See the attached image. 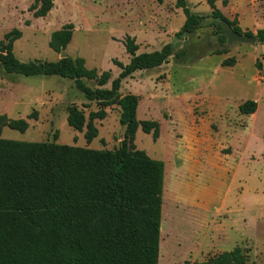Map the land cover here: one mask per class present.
Returning <instances> with one entry per match:
<instances>
[{
    "label": "rangeland",
    "instance_id": "374dc122",
    "mask_svg": "<svg viewBox=\"0 0 264 264\" xmlns=\"http://www.w3.org/2000/svg\"><path fill=\"white\" fill-rule=\"evenodd\" d=\"M33 1L0 0V41L14 29L21 31L13 53L22 62L59 60L48 47L50 35L72 23L67 55L83 58L98 75L109 71L105 88L110 89L120 72L113 61L126 65L130 60L123 46L127 35L139 45L137 54L166 44L173 47L167 63L136 71L123 80L118 92L138 97V120L160 124L157 140L138 128L134 141L138 150L165 165L158 263L199 264L241 247L246 264H263L264 44L220 46L216 25L205 22L211 16L205 0H186L203 21L193 34L180 38L175 34L185 16L175 0H54L43 18H34L29 11ZM216 5L243 31L264 28V0H219ZM180 51L184 54L177 58ZM231 59L233 63L225 64ZM84 83L98 88L96 81ZM246 100L257 103L254 114L239 113L238 106ZM72 104L86 117L99 108L71 80L6 74L0 65V115L24 119L29 125L24 133L4 127L0 138L98 151L120 146L124 127L119 107L105 108L106 118L94 122L98 136L87 143L86 127L77 131L67 124L66 110ZM33 113L36 119H28ZM205 155L228 171L206 172Z\"/></svg>",
    "mask_w": 264,
    "mask_h": 264
},
{
    "label": "trees",
    "instance_id": "16d2710c",
    "mask_svg": "<svg viewBox=\"0 0 264 264\" xmlns=\"http://www.w3.org/2000/svg\"><path fill=\"white\" fill-rule=\"evenodd\" d=\"M218 1L205 0L213 18L209 25H216L220 46L227 40L216 21H225L240 35L255 37L257 44H264V28L255 33L243 31L235 19L229 20L216 7ZM175 5L185 16L175 37L193 34L203 18L191 11L186 0H175ZM53 6L54 0H34L29 11L34 18H43ZM73 32L72 23L63 25L51 33L48 47L60 55L70 44ZM21 36V31L14 29L0 41V65L6 74L57 76L73 81L88 102L99 106L87 117L74 104L66 110L71 128L82 131L86 127L87 143L98 136L94 122L104 120L105 108L111 106L119 107L124 134L118 148L101 151L0 138V264H159L165 165L138 150L134 141L138 128L157 140L160 124L138 120V97L120 96L118 92L123 80L136 71L158 68L168 61L174 55L172 45L137 54L139 45L127 35L123 46L129 63L113 61L120 72L107 89L111 73L98 75L81 57L20 61L13 53V44ZM183 54L180 51L175 56ZM84 79L96 81L98 88H89ZM256 110L257 103L251 100L238 106L241 115ZM28 119H36V114ZM28 126L24 119L0 115V136L4 127L24 133ZM247 261L241 247H235L199 264Z\"/></svg>",
    "mask_w": 264,
    "mask_h": 264
},
{
    "label": "water",
    "instance_id": "95a60500",
    "mask_svg": "<svg viewBox=\"0 0 264 264\" xmlns=\"http://www.w3.org/2000/svg\"><path fill=\"white\" fill-rule=\"evenodd\" d=\"M213 18L210 16L205 19V22H212ZM216 23L219 24V26L222 29V35L226 38L227 42L226 44L228 46H231L235 43H241V44H249V45H255L256 44V38L255 37H249L247 35H240L236 31L232 29V27L225 21H216ZM0 52H3V49L0 50ZM68 55L66 51H63L60 54V59L66 58ZM168 61L164 62L167 63Z\"/></svg>",
    "mask_w": 264,
    "mask_h": 264
},
{
    "label": "crops",
    "instance_id": "0c3cea01",
    "mask_svg": "<svg viewBox=\"0 0 264 264\" xmlns=\"http://www.w3.org/2000/svg\"><path fill=\"white\" fill-rule=\"evenodd\" d=\"M216 4H217V2H216ZM216 7H217V5H216ZM189 153L194 159L198 160L199 156L195 151L190 150ZM202 158H203V162L206 163V172L208 171V172H211L212 174H217V173H213L216 170L218 173L223 175L228 171V170H226L225 167H222V168L217 167L218 161L216 162L214 157H212L210 155H205V156H202ZM164 199H165V197H163V201H164ZM205 208L208 209L210 207L208 205H206ZM205 208H204V210H206Z\"/></svg>",
    "mask_w": 264,
    "mask_h": 264
}]
</instances>
